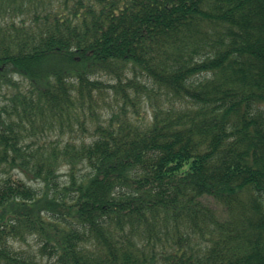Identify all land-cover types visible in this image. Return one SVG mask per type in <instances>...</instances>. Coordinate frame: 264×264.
I'll list each match as a JSON object with an SVG mask.
<instances>
[{"label": "trees", "instance_id": "trees-1", "mask_svg": "<svg viewBox=\"0 0 264 264\" xmlns=\"http://www.w3.org/2000/svg\"><path fill=\"white\" fill-rule=\"evenodd\" d=\"M0 264H264V0H0Z\"/></svg>", "mask_w": 264, "mask_h": 264}, {"label": "rangeland", "instance_id": "rangeland-1", "mask_svg": "<svg viewBox=\"0 0 264 264\" xmlns=\"http://www.w3.org/2000/svg\"><path fill=\"white\" fill-rule=\"evenodd\" d=\"M99 78H101V79H103L104 81H110L109 80V78L108 77H106V76H104V75H99L98 76ZM106 115H109V113H110V110H108L107 108H106V110H105V112H104ZM66 173H67V170L65 169V168H63L62 170H61V180L62 181H65L66 179H67V177H66ZM20 176H22L21 174H20ZM24 179H26L24 176H22ZM31 183H34L33 181H30ZM32 243V242H31Z\"/></svg>", "mask_w": 264, "mask_h": 264}]
</instances>
